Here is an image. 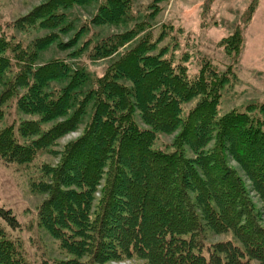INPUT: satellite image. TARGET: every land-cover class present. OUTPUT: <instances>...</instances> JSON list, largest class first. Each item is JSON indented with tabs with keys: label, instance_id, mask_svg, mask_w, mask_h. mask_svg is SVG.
Returning <instances> with one entry per match:
<instances>
[{
	"label": "trees",
	"instance_id": "trees-1",
	"mask_svg": "<svg viewBox=\"0 0 264 264\" xmlns=\"http://www.w3.org/2000/svg\"><path fill=\"white\" fill-rule=\"evenodd\" d=\"M87 5L94 12L77 26L72 10ZM255 5H248L247 20ZM152 6L129 29L97 33L93 44L85 43L92 44V59L109 57L101 75L58 56L40 62V53L73 27L77 36L91 26L127 23L132 0H46L13 24H0V122L8 102L29 116L17 128L0 124V158L26 164L83 127L63 146L57 165L41 168L44 180L35 184L46 193L37 206L38 223L67 256L39 264L123 258H136V264H264L260 212L230 164L236 162L251 181L264 213V102L218 116L230 71L217 74L205 63L189 77L185 65L164 56L166 48L156 51L168 27L162 24L154 38ZM4 26L47 32L24 45ZM242 41L235 29L220 44L226 54H236ZM193 98L195 105L182 115V105ZM176 127L171 148L153 146L158 133ZM3 220L18 225L0 204V264H32ZM206 229L233 238L207 244Z\"/></svg>",
	"mask_w": 264,
	"mask_h": 264
},
{
	"label": "rangeland",
	"instance_id": "rangeland-1",
	"mask_svg": "<svg viewBox=\"0 0 264 264\" xmlns=\"http://www.w3.org/2000/svg\"><path fill=\"white\" fill-rule=\"evenodd\" d=\"M46 0H0V24H13L18 18L28 14L39 4ZM256 1L255 9L247 20L246 9L249 4ZM157 11L150 17V25L154 38L160 36L161 25H167V30L161 33L157 42L156 51L166 48L164 56L170 58L173 64H183L189 77L198 73L205 63L210 64L217 74L230 71L228 81L221 89V97L217 105V115L231 110H244L247 105H258L264 102V0H132V10L127 23L121 25L91 26L75 36L74 27L60 34L59 38L46 50L40 53L39 61L44 62L52 57L64 58L68 63L80 62L87 66L93 75H101L109 57L105 59H92L89 57L95 35L122 32L132 27L155 8ZM93 5L75 7L71 20L77 26L90 18L94 12ZM10 34H15L22 43L28 44L36 37L45 34L44 30L30 29L20 32L5 27ZM239 29L242 34V45L238 53L226 54L220 41ZM138 33L134 40L124 44L120 50L131 46L140 36ZM76 40V41H75ZM91 41L87 48L84 45ZM9 75V73H8ZM226 75V74H225ZM197 101L193 98L182 105V115L192 108ZM5 114L1 125L14 123L16 128L22 119L29 118L18 111L13 103L4 107ZM48 124L44 125L47 126ZM82 125L76 130L66 133L56 143L37 155L26 164L6 163L0 158V204L14 214L18 225L11 227L2 221L8 233L17 237L23 248L26 259L32 264H39L41 260L65 259L67 256L61 250L58 240L48 230L38 223L36 211L38 204L46 197V193L35 188V184L44 180L42 167L57 165L63 146L76 138L82 130ZM179 127L157 134L153 146L157 148H171ZM19 141H24L18 131ZM191 155V153H190ZM245 184L250 198L258 212L261 224L264 226L263 202L252 188L251 181L238 167L236 162L230 160ZM99 189L95 198H99ZM233 238L231 232L215 233L206 229V243L212 244ZM136 258H123L111 261V264H136ZM250 264H261L252 259Z\"/></svg>",
	"mask_w": 264,
	"mask_h": 264
}]
</instances>
